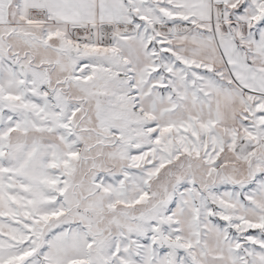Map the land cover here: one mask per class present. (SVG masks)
<instances>
[{"label":"snow or ice","instance_id":"1","mask_svg":"<svg viewBox=\"0 0 264 264\" xmlns=\"http://www.w3.org/2000/svg\"><path fill=\"white\" fill-rule=\"evenodd\" d=\"M0 264H264V0H0Z\"/></svg>","mask_w":264,"mask_h":264}]
</instances>
